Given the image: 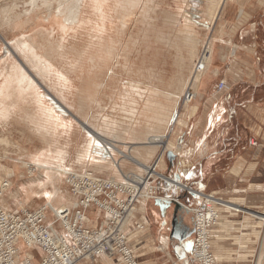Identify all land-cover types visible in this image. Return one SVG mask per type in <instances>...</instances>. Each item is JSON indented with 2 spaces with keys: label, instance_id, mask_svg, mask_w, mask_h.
Instances as JSON below:
<instances>
[{
  "label": "crops",
  "instance_id": "0c3cea01",
  "mask_svg": "<svg viewBox=\"0 0 264 264\" xmlns=\"http://www.w3.org/2000/svg\"><path fill=\"white\" fill-rule=\"evenodd\" d=\"M206 6L205 0H186L183 9L186 8L184 11L188 14H197L198 19L202 20L200 19V12L203 11L202 15H204ZM216 19L222 20L218 35L212 38L215 40L210 50V63L212 65L215 60V65L207 76H203L199 88L194 91L192 103L187 108L185 119L178 115L179 103L183 94L182 91L181 93L178 92V88L181 87L180 83L183 79L190 76L187 73L189 71V67L187 68L189 57L187 60V56H183V49L176 48L175 44L184 47L187 51L188 41H192L191 30L178 29L177 35H180L174 41L170 39V43L168 36L171 34L163 35L154 31V21H152V32L153 36H157V41L155 48L149 51L148 56L156 57L159 62L157 61L158 66H154L153 80L150 83L147 82L146 91H140L143 97L138 103L141 108L143 107L141 119L132 121L127 113V111H131L127 107L128 104H121V101L114 98L115 95L111 100L109 99V125L113 124L110 125L113 130L109 129V141L116 142V150L122 151L130 160L123 158V161H119L120 156L116 152H112L113 161L111 164L113 168L109 173L97 172L89 163L77 167L74 159L76 153L83 148L85 136L83 131L79 129V135L74 140L75 146L72 152L74 163L69 164L66 160L65 162L68 164L66 165L64 162V166H62L65 170L64 174L91 171L100 178H103L101 175H106L109 176V180L122 181L125 176L122 174L123 172L130 175L141 171L131 160L140 164L144 163L143 166H150L154 158L162 153L156 169L157 173L169 177L185 187L180 192L164 184H158L159 195L166 199H175L187 207H196L199 204L196 193L225 197L232 190L231 193L240 195L237 204L244 206L245 195L248 191L256 189L264 192V189H261L264 185L256 187L244 185L245 188L240 187L239 190L234 186L238 178L248 184L247 178L255 174H264V0H223L216 13ZM204 22L206 23V21ZM193 25L194 21L191 23V26ZM140 29L143 28L139 24L138 30L140 31ZM192 31L194 30L192 29ZM195 36L200 42L197 34ZM179 38L183 39L182 43ZM4 43L0 41V59L5 55L2 54ZM198 50L199 47L197 57L199 55ZM177 58H179L178 63L174 67ZM195 60L191 63V74ZM183 64L185 66L182 68ZM220 77L225 80V88L220 92L216 91V93L212 83ZM117 90H114L115 94ZM147 93L150 94L151 98L145 96ZM142 100H144L143 104ZM192 106L193 108H191ZM195 106L197 110L195 109L196 112L193 113ZM57 107L59 108V106ZM18 120L16 119L14 122L18 123ZM240 120L249 126L250 134L254 139L251 138L250 134L244 139L241 137L237 131ZM19 121L23 127L24 124L21 120ZM164 122L168 124L165 131L166 123ZM83 123H86V120ZM156 134L166 137L163 146L149 143L148 139ZM254 142H256L254 147L259 142L261 145L257 149L253 148L251 144ZM94 143L93 147H101L98 142ZM168 152L171 153L172 158L166 157ZM101 154H105V152L101 150ZM24 159L25 162L23 163L29 161L27 156ZM17 165L18 161L14 160L7 169L6 175L9 172L15 173L14 178H16ZM9 178V181L14 179L10 176ZM67 195L70 199L72 198L69 192ZM70 202L69 206L72 204L73 198ZM157 202L158 200H153L145 204H138L132 222L127 225L126 231L130 238L129 245L137 261L140 264H197L189 257V241H179L180 233L172 230L173 206L167 209L162 217ZM225 214L231 215V213ZM250 221L251 219L248 217L241 220L231 216L220 217L219 226L211 237L213 252L216 253L217 256L215 257L218 261L225 259V262H231L225 256L230 255V253L242 255L240 253H246L252 248L250 243L251 231H248L249 234L243 235L242 230L251 227ZM105 222L106 215L91 207L87 213L86 226L97 228ZM134 224H140L144 229L138 231ZM227 224H230V227ZM155 225L157 228L154 227ZM230 241L234 242L233 245L230 244ZM20 248L23 247L20 246ZM262 248H260L261 252H264ZM140 252L149 254L148 259L140 261ZM24 253L29 256L27 251ZM32 257L34 259L33 254ZM85 264H120V262L117 256H112L110 258L99 257L94 262Z\"/></svg>",
  "mask_w": 264,
  "mask_h": 264
},
{
  "label": "rangeland",
  "instance_id": "374dc122",
  "mask_svg": "<svg viewBox=\"0 0 264 264\" xmlns=\"http://www.w3.org/2000/svg\"><path fill=\"white\" fill-rule=\"evenodd\" d=\"M90 1H92V0H87V4H89L90 7L92 8V3H90ZM94 1H96V0H94ZM98 1H100V0H98ZM102 1H104V3H106L105 8H107V14H108V20L105 21V23H107L106 31L101 32L102 35L104 34L103 39H104V44H106L103 51H102V47L100 46L98 49L94 48L93 52L91 51V49L88 50V52L86 54L82 55L81 57H79V54L78 55H70L69 54V55H67V57L65 58V61H64L65 63L71 62L72 63L71 66L74 68L72 70V72L69 74V79L74 83V88L72 89V91L74 92V96H72V97L68 96V98H70V101H69V103H70L69 105L71 107L70 111L63 104L58 103L57 101H59V100H56L55 98L53 99L52 95L55 96V94L52 92V90H50L47 87V85H45L42 82L43 77L39 76L40 72L35 70L33 68V65L29 61L25 60L22 55H20L18 52L15 51L14 43L18 40H23V39L31 37L36 29L30 30L27 28H22V29H18V30H9V29H4L3 27L0 28V41L3 43L5 42L4 43L5 45L3 44V47H4L3 50L4 51H2V54H5V55L0 59V66H1L0 70H1V74L5 71V66H6L5 65L6 59L5 58L7 56L9 57L11 55L12 61L15 63L18 62L17 64L20 65L22 70L24 69L23 71L25 72V74L30 76L34 80L35 84L39 85V86L37 85L38 86V92L42 93V97L44 98V100L48 101L49 103H53V102L57 103V106H59V108L61 107L60 109L61 110L63 109L66 112V114L68 115V119L70 120V122H72L74 124L75 129H77V131H78L75 134L74 140L77 139V137L79 135V131L82 130L81 126L85 124L86 127L89 126V129H90L89 131L95 135V138L98 137L99 139H102L104 142L111 144V146L113 145L112 147L114 149H116L117 148L116 147L117 145L115 144L116 142L109 141V135H108L109 132H106L109 127L112 128L111 126H109V99L111 100V97L109 96V83L111 84L110 89L113 93H115L114 92L115 89H118L116 94L120 93L122 96L123 92H127V93H129V98H132L135 96L134 92L122 89V85H125V87H128L130 89L139 90L142 92L146 91L147 82L150 83V81H151L150 75L153 73V69L149 70L146 67L149 63L148 60L150 59L152 61V59L154 58V56L153 57L148 56V53H150L149 51L152 50V48L153 49L155 48V42L157 41V36L156 37L153 36L152 26H151L152 21H154V24H153L155 26L154 31H157L163 35L171 34L170 36H168V41L170 39H172V41H174L175 38L178 35H180V34L177 35L178 29L183 30L186 28V29L191 30L190 34L192 35V41L191 42L188 41V49H187L188 54L187 55H186L187 51L185 50L184 47H180V45L175 44L176 48H182L183 49V51H184L183 56L184 57L187 56V60L189 57V60L187 61V68L189 67V71L187 73L190 76H188L186 79H183L182 83H180L181 87L178 88V92H180V93H181V91L183 92V94L181 96L180 103H179L178 115L180 116V118L185 119V114H186L187 108H188L189 104L192 103L193 93H194V91H196L199 88V86L201 84V80H202V79H200L198 87L196 89H194V88L190 89L187 86V85H190L191 76L196 74V72L195 73L193 72L191 74V71H190L191 63H193V60H195V57H197L198 47H199V50H198L199 54L202 50V47H204V49H205V55L204 56H206L208 53L207 49L209 47H213L215 38L214 39H212V38L216 37V35H218L219 30H220V28H219L220 22L222 19H216L215 20V18H216V14H215V18L211 22L208 19V14H207V12L210 9H214V6L217 4V2L219 0H205L207 2L206 11H205L204 15H202L203 11L200 12V14H201L200 19L206 21V23L202 20H199L197 17V14L196 15L192 14V13L188 14L184 11L186 8L183 9V7L186 4V0H167V1L166 0H153L154 4H157L155 7L156 12L153 15V19H155V20L152 19L149 24L141 25V28H143V29H140V31H139L138 30L139 19H140L139 14L141 11L139 7H141L142 4H140L138 6V8H136L135 10L129 12L128 15H126V17L123 20H119V19L117 20V12L121 11L123 9V7L125 6V3L123 2V0H102ZM140 1H141V3H143V1H145V0H140ZM222 1L223 0H221L220 5L222 4ZM29 2H30V0H0V26H2L1 21H2V18L4 17V13L6 11L10 10V13H12V14L21 13V12L29 9V5H28ZM188 5H190V3H188ZM192 21H194L193 26H191ZM203 25H205V26H203ZM144 28H148V29H144ZM45 29H46V32H48V34H50V35H51V33L54 32V31H52L51 26H46ZM192 29L194 31H192ZM137 31H139L138 34H137ZM195 33L197 34V37H199V39L201 40L200 42L196 38ZM60 34L61 33L59 32V35ZM136 35H137V37H136ZM77 36L81 37L82 40L81 41L78 40L79 41L78 43H82V46L84 48H81V50L85 51L87 48L86 43L88 40L87 32L85 30H83V31H81V33L77 34ZM100 36L101 35L99 34L95 38L94 41L99 42L98 37H100ZM111 36H112V42H113L112 46L114 48V52L111 55V57H109V51H108L109 37H111ZM182 38H179L181 40V43L183 40ZM69 39H71L70 36L65 37V40H69ZM184 40H185V38H184ZM69 41H71V40H69ZM134 41H138L140 43L139 49H138V54L134 53V51H133L132 44ZM8 43L11 45H6ZM123 43L124 44L127 43V46L129 47L128 48V50H129V53H128L129 64H131L132 62H136L138 64L137 68L128 67L129 73L126 69H124L125 64H123V62L120 61L119 56L116 57L117 52H119V49ZM171 45L173 46L174 44H171ZM146 52H147V55H145ZM121 54H122V51L120 52V55ZM190 54L192 56L191 59H190ZM19 56L21 59L18 58ZM143 56L144 57L146 56V58H144ZM198 57H199V55H198ZM198 57L195 60L194 65H195L196 61L198 60ZM178 59L179 58H177L175 60V64L173 65L174 67L178 63ZM179 64H180V61H179ZM93 65H95V66L93 67ZM214 65H215V60L212 62V65L209 62V65L206 68L204 67L205 69L203 70V76L204 75L207 76L208 72L211 70V68ZM184 66L185 65L183 64L182 68ZM64 68L66 70L68 69L67 64H64ZM193 70H194V68H193ZM112 72L119 77V81H112V82L109 81V75H111ZM1 80L2 79H0V81ZM221 80L225 81L221 77L217 78L215 81H213L212 86H213L215 92L217 91L216 85ZM39 83H42V84H39ZM186 83H187V85H186ZM151 84H152V82H151ZM48 85H49V87H55L57 89H63L64 90V88H62V86L57 85V81H56V79H54V75L52 76V79H50ZM233 85H235V84H233ZM119 86H121V87H119ZM188 91L190 92L189 94L191 95V99L186 100L184 97L186 96ZM180 93H179V95H180ZM139 100L141 101L140 98L138 99V101ZM137 104H138V102H137ZM191 108H193V106ZM195 109L197 110L196 106L194 108V111H192V109H191V111L193 113H195L196 112ZM16 119L21 120V118H15L13 121L9 120L11 125H10L8 120L0 121V180L1 179H8L9 180L10 179V178H8L9 176L11 178L15 177V173L9 172L6 175V171L9 168L10 164L13 163L14 160L18 161L16 178L12 179V181H9L10 182V189L5 193L3 199L1 200V206H3V208H5L6 210H10V211H16L19 208L35 209V208L44 206L43 202H41L38 199H34L33 201L22 203L21 202L22 197L20 196V193H18L19 191H17L18 190L17 188L21 184L24 185V183H23L24 181H26V182H38V181H40L38 183L39 185H36V187H39L40 185H42L44 183V181L41 179L42 177H41L40 171L34 172V176L30 177L31 175L30 176L28 175V169L25 168L26 163H23V162H25L24 158H26L28 153L41 150L44 147V141L42 138H39L38 136L35 137V135H33L30 131L26 130L25 120H23V119L21 120L22 123L24 124V126L22 127L20 125L21 122L19 120H18V123L14 122V121H16ZM84 120H86V123H83ZM164 121H165V119H164ZM89 122L93 123L92 126H91V124H89ZM100 122L101 123L105 122L106 125H105V123H103L101 125ZM164 123H166V122H164ZM93 125H94L95 129H93ZM10 126L12 127V129H10L11 128ZM98 126L100 129H103V130H99ZM167 126H168V124L166 123L164 131L166 130ZM108 131H109V129H108ZM164 131L162 133H164ZM237 131L239 132V134L241 135V137L243 139L245 136L248 137L250 134L249 126H246L244 124L243 120H240L239 126L237 127ZM83 133L86 136V133L84 131H83ZM104 133H106L107 135L106 134L102 135ZM85 136H84V139H86ZM251 138H253L252 135H251ZM149 139H148V141H149ZM165 140H166V137H164L163 143H161L160 145L163 146ZM248 143L250 145L249 140H248ZM150 144L153 145V143H150ZM154 145H158V144H154ZM251 145L253 146V148L257 149V147L260 146L261 143L259 142L258 145L255 147H254V145H256V142H254ZM164 150H165V148H164ZM72 157H73V155L71 157H68L67 162H69V163L72 162V160H71ZM161 157H162V153H160L158 156H156L154 158V160L156 161L157 158H161ZM121 160L122 159L120 157L119 161H121ZM154 160H153L152 164L155 162ZM132 162L141 171L139 173H131L130 174L131 176H140L146 172H147V174L154 176L153 173L151 172L152 169L150 168V166L152 164L150 166H143L142 164L137 163L135 161H132ZM158 164H159V162H158ZM141 168L143 169V171ZM148 169H150V170H148ZM94 173L98 174L97 172H94ZM122 174L125 175L123 177V179L126 176H129V175H126L127 174L126 172H123ZM98 175H100V174H98ZM160 175L162 176V174H160ZM64 177H63V180L61 181V187L66 192V194H68V188L65 184ZM101 177H103L105 179L109 178V176H106V175H101ZM29 178H32V179H29ZM247 181H248V184L244 183V180H241L240 178H238V179H236L234 186L237 190H239L240 187L245 188L244 185H248V186L253 185L255 187L256 186H263L264 185V174L252 175L250 178H247ZM27 187L25 186L26 189H28ZM31 187H33V186H31ZM61 187H59V189L62 191ZM262 188L264 189V186L261 187V189ZM231 192H232V190H230L229 194L225 197L224 196L220 197L219 195L215 196L214 194H211V195L207 194V196H211L215 199L212 201L213 203L210 206L216 205L215 206L216 209L214 208V210L217 212V215H218L217 222L214 223V225L211 228V235L210 236L212 237V235L215 234L216 228L219 226L218 223H219V219L221 216L236 217L239 220H241L244 217H248L251 219V221H250L251 227L250 228L249 227L243 228L242 230L244 233L243 235L247 234L248 231H251V236H250L251 242L249 240L248 241L252 244V246H251L252 248H250V250L247 251L246 253H240L242 255H237L236 253L235 254L230 253V255L225 256L226 258H228L227 260L231 261V262H225V259L223 261L219 259V261H218V259L215 257V256H217L216 253L213 252L214 249L212 246L213 243L211 242L212 241L211 237H210V249L209 250H211V254H212L216 264H257L259 257H261V260H260L261 264H264V252H261V249H260L263 245V240H264V237H263V235H264V192H260L256 189L248 191L247 194L245 195L246 202L244 203V206H239L244 212H234V211L228 212V210L223 209L224 207L222 206L221 201L230 202V203H233V202L237 203L238 202L237 199L240 196V195H237V194L231 193ZM197 201L199 202V204L196 207L191 206L190 208L195 209V208L200 207L204 204L203 203L204 201L202 202L201 198L199 199L197 197ZM58 207H60V205H58L56 207V209ZM225 213H231V215L225 214ZM252 214L255 215V217H252ZM52 215H53L52 210H50V212L47 213V219L49 221L52 220ZM261 217L263 219H261ZM192 218H193V216H192ZM227 226L230 227V224H227ZM154 227L157 228V225H155ZM234 237H235V235H234ZM231 241H230V244L233 245L234 242H231ZM249 242H248V244H249ZM191 246H192V238L189 240V250L191 249ZM19 249H20V255H19L20 259L25 258L26 255L24 252L27 251V252H30L33 254V256H34L33 263L35 264L37 262L39 252L36 249L31 248V249L25 250V249L20 248V247H19ZM262 249L264 250V246ZM140 253H141V255L139 254L140 261L143 259L144 260L148 259L149 254H143L142 252H140Z\"/></svg>",
  "mask_w": 264,
  "mask_h": 264
},
{
  "label": "bare ground",
  "instance_id": "6f19581e",
  "mask_svg": "<svg viewBox=\"0 0 264 264\" xmlns=\"http://www.w3.org/2000/svg\"><path fill=\"white\" fill-rule=\"evenodd\" d=\"M123 2L125 3V6L121 11L117 12V20H123L129 12L138 8L140 4H142V6L139 7L141 10L139 14V24H149L153 19V15L156 12L155 7L157 5L154 4L153 0H145L143 1V3H141L140 0H123ZM220 2L221 0L217 2V4L214 6V9H210L207 12L208 19L211 22L214 20L215 14L220 7ZM90 3H92V8L89 4H87V0H30L28 4V10L17 14L10 13V10L6 11L1 21L2 27L4 29H36L31 37L23 40H18L14 43L15 51L22 55L25 60L29 61L33 65V68L35 70L40 72L39 76L43 77L42 82L47 85V87L55 94V96L52 95L53 99L55 98L56 100H59L57 102L63 104L69 111L71 107L69 105L70 98H68V96H74V92L72 91V89L74 88V83L69 79V74L74 68L71 66V62H64L65 58L69 54H79V57H81L82 55L86 54L88 50L91 49V51L93 52L94 48L98 49L100 46L102 47L103 51L104 47L106 46L103 39L104 34L102 35L101 33L106 31L107 26V23H105V21L108 20L107 8H105L106 3H104V1L102 0H92L90 1ZM46 26L52 27V31L54 32L51 33V35L46 32ZM83 30L87 32L88 36V40L86 43L87 48L85 51L81 50V48L84 47L82 46V43H78V40L81 41L82 39L80 36H77V34L81 33V31ZM59 32L61 33L60 35ZM99 34L101 35L100 37H98L99 42H95L94 40ZM67 36L71 37V39H69L71 41L65 40V37ZM112 44L113 42L111 36L109 37V57H111L114 52ZM6 45L11 44L8 43ZM139 45L140 43L138 41H134L132 44L133 51L136 54H138ZM128 48L129 47L127 46V43H123L119 49V52H117L116 57L119 56L120 61L125 64L124 69H126L129 73L128 67L137 68L138 64L136 62H132L131 64H129ZM210 50L211 47L207 49L208 53L206 56H204L203 70L209 65L211 57ZM121 51L122 54L120 55ZM10 56H7L8 58H5V71L1 74L0 70V79H2L0 81V121H9L14 120L15 118H21V120H25L26 130L30 131L33 135H35V137L38 136L39 138H42L44 141V147L41 150L33 151L27 154V159L30 161V163H28V161L25 164V168L32 169L28 171L29 176L31 175L30 177H33L34 175L32 173L36 172L39 169V171L41 172V179L44 181V183L39 187H36V185H39L38 183L24 181V185L21 184L17 188V191H19L18 193H20V196L22 197L21 202L26 203L33 201L34 199H38L43 202V207L47 208L48 212H50V210H55L56 206L59 203H61V205L57 209L63 206H69L72 198L70 199L61 187L63 176H66L64 174L65 170H63L64 167L62 168V166H64L63 164L67 160L66 158L70 157L71 152H73L74 150V137L78 131L77 129H75L74 124L68 119V115L66 114V112L63 109L61 110V107H57V103H49L48 101L44 100V98L42 97V93L38 92L39 85L35 84L34 80L30 76L25 74V72L23 71L24 69L22 70L20 65L17 64L18 62H13L11 59L12 56ZM18 58H20V56ZM157 61L158 59H156V57L153 58L152 61L149 59V63L146 68H148L149 70L154 69V66H158L157 64L159 61ZM64 64H67V70L64 68ZM94 66L95 65H93V67ZM203 70L196 72L195 75L191 76L190 85H187L186 83V85L190 89H196L198 87L200 79L203 78ZM153 74L154 73L150 75V80H153ZM53 75L54 79H56L57 81V85L62 86L64 90L57 89L55 87H49L48 83L50 79H52ZM109 81H119V77L112 72V74L109 75ZM110 85L111 84L109 83V96L111 97V99L115 95L114 98L121 101V104H128V109H131V111H127L128 116L132 121L138 119L140 120L142 117L141 115L143 107L141 108L140 105L136 103L137 98H143L140 94V91L130 89L128 87H125V85H122V89L134 92L135 96L129 98V93L127 92H123L122 96L120 93H113L110 89ZM145 96L147 98H151L150 94L148 93ZM188 99H190V96ZM144 100H142V104ZM138 103L140 102L138 101ZM103 123H101V125ZM99 126L98 129L103 130L100 129ZM81 128L86 133V139L83 140L84 145L81 151L76 153L77 155L74 153L76 155L74 162L77 167L85 166V164L89 163L93 166L95 171L109 173V171L113 168L111 164V162L113 161L111 157L112 152H116L120 157H122L121 159L124 158V160H130L126 155H124L122 151L116 150V147V149H114L112 147L113 145L111 146V144L104 142L98 137L95 138V135L89 131V126L86 127L84 124L81 126ZM112 128L109 127L108 129L113 130ZM93 129H95L94 126ZM108 129L106 132H109ZM155 133L158 132L155 131ZM132 134L135 133L132 132ZM164 137V135L156 134L150 137L149 143L160 145L161 143H163ZM94 141L98 142L101 147H93ZM101 150H103L105 154H101ZM106 158L108 159L106 160ZM159 161L160 158H157V160L150 166V168L156 170L157 166L159 165ZM67 163L66 165H68ZM69 164H71V162ZM145 174H147V172ZM131 177L133 179L142 180V175ZM162 178L164 177L162 176ZM25 186H28V189H26ZM59 187H61L62 191L59 189ZM205 198H207L206 204L208 206L207 218L208 220H213L214 217L211 211L212 206L210 205L215 199L207 195H205ZM221 204L224 207L222 208L228 210V212H244L237 203L221 201ZM252 216L255 217V215L253 214ZM261 219L263 218L261 217ZM199 223L200 226H203L201 221ZM206 244L207 245L204 246H207L209 251L210 242H206ZM263 246L264 240L262 247ZM23 248L28 250V248ZM28 253L29 254L27 255L29 256L25 257H31L33 261L34 259L32 257V254L30 252ZM260 260L261 257L258 258L257 264H261Z\"/></svg>",
  "mask_w": 264,
  "mask_h": 264
},
{
  "label": "built area",
  "instance_id": "2783aa9c",
  "mask_svg": "<svg viewBox=\"0 0 264 264\" xmlns=\"http://www.w3.org/2000/svg\"><path fill=\"white\" fill-rule=\"evenodd\" d=\"M204 55L205 49L202 47L194 73L203 70ZM224 88L225 82L219 81L216 90L220 92ZM189 93L184 97L186 100L189 96L191 99ZM152 173L154 176L144 173L142 180L129 175L123 181H114L97 177L91 171L67 172L65 184L73 203L53 210L50 221L47 219L48 209L43 206L19 208L16 211L3 208L1 200L10 189V182L8 179L1 180L0 264H34L31 257L20 259V246L39 252L35 264H85L99 257L112 256H117L120 264H140L131 251L126 231L137 205L165 199L158 193V184L176 191L185 189L181 183L169 177L162 175V178L157 170L152 169ZM187 191L191 192L189 189ZM196 194L204 201L202 206L194 209L183 205L192 214L194 223L189 257L197 264H216L211 250L204 246L210 242L211 228L218 218L214 210L216 205H212L211 209L213 220H208L207 198L201 193ZM91 207L106 215V222L97 228L86 226ZM200 221L203 226H200ZM134 227L138 231L144 229L140 224H134Z\"/></svg>",
  "mask_w": 264,
  "mask_h": 264
},
{
  "label": "water",
  "instance_id": "95a60500",
  "mask_svg": "<svg viewBox=\"0 0 264 264\" xmlns=\"http://www.w3.org/2000/svg\"><path fill=\"white\" fill-rule=\"evenodd\" d=\"M166 157L168 159L172 158L171 153L168 152ZM157 205L162 213V217L165 211L173 206L171 227L174 232L180 233V237L178 238L179 241H183L192 235L194 227L192 214L181 203L175 199L171 200L165 198L159 199Z\"/></svg>",
  "mask_w": 264,
  "mask_h": 264
},
{
  "label": "flooded vegetation",
  "instance_id": "af4514ba",
  "mask_svg": "<svg viewBox=\"0 0 264 264\" xmlns=\"http://www.w3.org/2000/svg\"><path fill=\"white\" fill-rule=\"evenodd\" d=\"M191 238H192V235H191L190 237H188V238L184 239V240H183V241H181V242H184V241H189Z\"/></svg>",
  "mask_w": 264,
  "mask_h": 264
}]
</instances>
